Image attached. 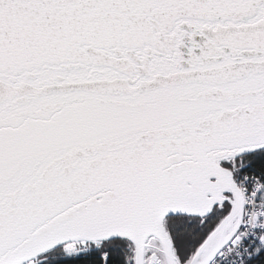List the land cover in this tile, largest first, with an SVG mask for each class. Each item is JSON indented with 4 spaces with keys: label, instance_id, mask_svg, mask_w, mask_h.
Here are the masks:
<instances>
[{
    "label": "snow or ice",
    "instance_id": "1",
    "mask_svg": "<svg viewBox=\"0 0 264 264\" xmlns=\"http://www.w3.org/2000/svg\"><path fill=\"white\" fill-rule=\"evenodd\" d=\"M0 264H264V0H0Z\"/></svg>",
    "mask_w": 264,
    "mask_h": 264
}]
</instances>
